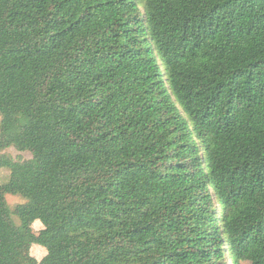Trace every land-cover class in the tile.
Masks as SVG:
<instances>
[{
    "label": "trees",
    "instance_id": "obj_1",
    "mask_svg": "<svg viewBox=\"0 0 264 264\" xmlns=\"http://www.w3.org/2000/svg\"><path fill=\"white\" fill-rule=\"evenodd\" d=\"M0 167V264H264V0H0Z\"/></svg>",
    "mask_w": 264,
    "mask_h": 264
},
{
    "label": "rangeland",
    "instance_id": "obj_2",
    "mask_svg": "<svg viewBox=\"0 0 264 264\" xmlns=\"http://www.w3.org/2000/svg\"><path fill=\"white\" fill-rule=\"evenodd\" d=\"M13 157L21 156L23 158H29L30 154L27 151L19 152L13 147H9L6 150ZM8 177V170L6 168L0 167V181H5ZM216 200L214 196V201ZM6 201L9 207H13L17 203H21L24 201V198L18 194H7ZM40 228H42V224L39 221L34 222L33 230L37 232ZM45 249L41 246L33 245L27 246L25 248L20 249L16 256L12 257V262H24L29 257H35L37 259H41V257L45 254Z\"/></svg>",
    "mask_w": 264,
    "mask_h": 264
}]
</instances>
